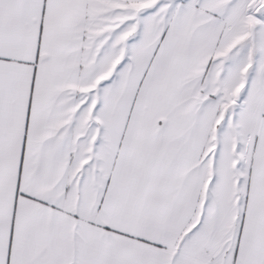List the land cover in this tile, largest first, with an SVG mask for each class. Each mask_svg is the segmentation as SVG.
<instances>
[{"label":"snow or ice","instance_id":"snow-or-ice-1","mask_svg":"<svg viewBox=\"0 0 264 264\" xmlns=\"http://www.w3.org/2000/svg\"><path fill=\"white\" fill-rule=\"evenodd\" d=\"M0 264H264V0H0Z\"/></svg>","mask_w":264,"mask_h":264}]
</instances>
